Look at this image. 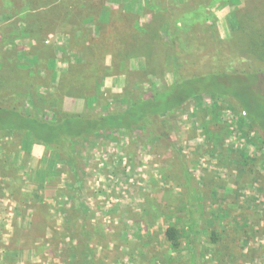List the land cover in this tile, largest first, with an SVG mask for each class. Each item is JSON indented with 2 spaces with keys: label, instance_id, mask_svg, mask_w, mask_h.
I'll return each mask as SVG.
<instances>
[{
  "label": "rangeland",
  "instance_id": "rangeland-1",
  "mask_svg": "<svg viewBox=\"0 0 264 264\" xmlns=\"http://www.w3.org/2000/svg\"><path fill=\"white\" fill-rule=\"evenodd\" d=\"M237 1L0 0V104L48 121L124 110L170 85L181 61L214 70V22L221 67L261 70L247 39L264 0ZM165 123L180 158L141 129L76 140L79 184L44 147L0 135V264H82L84 231L93 264H189L192 249L200 264H264V132L212 93Z\"/></svg>",
  "mask_w": 264,
  "mask_h": 264
},
{
  "label": "trees",
  "instance_id": "trees-1",
  "mask_svg": "<svg viewBox=\"0 0 264 264\" xmlns=\"http://www.w3.org/2000/svg\"><path fill=\"white\" fill-rule=\"evenodd\" d=\"M237 3V0H229ZM262 3V2H261ZM262 6H255L249 11L252 15L261 13ZM239 15L235 13L237 21ZM238 17V18H237ZM255 20V19H254ZM240 21V20H239ZM253 26H257L254 23ZM213 42L211 54L215 58V69L205 73H190L184 69L185 62L181 61L174 69L173 81L165 88H157L145 99L131 103L126 109L100 114L95 110L83 113H62L54 121H48L38 114L26 112L24 105L18 99L0 104V135L23 136L29 142L42 146L53 157L70 165L73 180L79 184L80 160L75 150L78 139L88 138L103 132L131 133L136 129L147 132L155 141H161L169 147L176 156L181 157V150L173 142L165 119L180 109L187 101L199 97L203 93L231 97L240 107L246 117L264 132V68L261 70L233 69L230 64L221 67L223 48L216 35L215 22L211 26ZM14 30V29H13ZM11 34L19 35L18 30ZM248 47H261L264 51V27L257 32H250ZM255 42V44L253 43ZM8 43L3 42L4 47ZM133 52V51H132ZM264 55V54H263ZM181 167V166H180ZM186 180L190 179L187 169L181 167ZM189 184V183H188ZM190 188V184L186 186ZM76 208L77 205H74ZM193 225L189 229H193ZM88 232L84 231L74 237L77 243V253H81L82 264H93L95 255L87 244ZM167 241L175 248L179 246V231L170 226L165 231ZM189 264H200L192 249Z\"/></svg>",
  "mask_w": 264,
  "mask_h": 264
}]
</instances>
